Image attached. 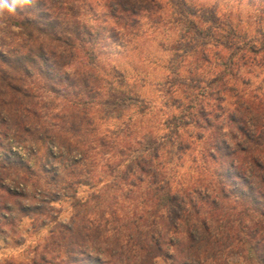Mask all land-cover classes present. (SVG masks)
Masks as SVG:
<instances>
[{
	"label": "trees",
	"instance_id": "obj_1",
	"mask_svg": "<svg viewBox=\"0 0 264 264\" xmlns=\"http://www.w3.org/2000/svg\"><path fill=\"white\" fill-rule=\"evenodd\" d=\"M191 9L36 0L0 18V209L49 218L48 250L63 261L264 264V76L254 87L244 73L264 58H250L257 49L238 42L236 27L214 13L200 24ZM165 26L184 34L165 50L158 106L117 97L108 55L138 50ZM185 34L212 42L190 51ZM126 101L135 115H119L107 136L100 112ZM61 196L67 222L54 211Z\"/></svg>",
	"mask_w": 264,
	"mask_h": 264
},
{
	"label": "rangeland",
	"instance_id": "obj_2",
	"mask_svg": "<svg viewBox=\"0 0 264 264\" xmlns=\"http://www.w3.org/2000/svg\"><path fill=\"white\" fill-rule=\"evenodd\" d=\"M189 3L193 9L189 12L196 13L197 18H199L197 21L200 24H207L209 18L215 15L214 17L218 18L224 29L230 25L237 28L238 42L244 41L243 43L257 49L255 53L250 54V58L253 57L256 61L264 58V52L259 51L264 48V0H189ZM211 14L213 15L211 16ZM207 26L203 27V30ZM167 29H169L168 26L153 32L148 30L144 39L145 43L136 51L108 55L110 68L113 66L116 73L110 74L108 81H112L114 85L120 81L119 89L112 87L113 93L117 97L118 92L136 93L140 99L147 101L149 106H158L160 99L153 85L163 73L162 64L172 56L165 50L171 47L174 40H178V37L184 34L183 32L182 34L179 33L178 30ZM13 30L16 32V29ZM204 35L193 37L186 35V41H183V45L188 44L187 49L190 51L204 44L210 45L212 38ZM182 51L181 47L177 51L178 56L183 55ZM248 70L250 71L248 76L254 82L253 86L257 87L258 82L264 76L262 64L259 62L256 66H251L249 69L245 68L244 73ZM135 74L146 77L144 86L141 85L143 82L137 80ZM115 75L116 79H113ZM126 104L127 101L121 105L108 104L107 108L100 112L101 132L108 130L107 136L112 137L111 130L114 129L113 126L116 124L119 115L124 120L128 116L133 117L135 115V108L126 109ZM15 152L24 160L28 158L27 148L16 149ZM3 184L5 187L10 186L12 190L14 189L9 180H4ZM85 190V188L80 189V193L83 191L84 196ZM0 193L3 194V190L0 189ZM22 202L27 206L30 203L29 197ZM69 203L70 201L62 196L60 200L54 203V211L58 221H68L71 213ZM48 220L50 219L45 217L34 218L30 215H23L17 210H13L10 214L0 209V264H94L93 260L70 263L63 261L57 253H51L49 250H52L53 246L48 243V228L50 227ZM227 258L225 264H244L236 255Z\"/></svg>",
	"mask_w": 264,
	"mask_h": 264
},
{
	"label": "clouds",
	"instance_id": "obj_3",
	"mask_svg": "<svg viewBox=\"0 0 264 264\" xmlns=\"http://www.w3.org/2000/svg\"><path fill=\"white\" fill-rule=\"evenodd\" d=\"M34 3L36 0H0V18L5 17V15H14L17 9L31 6Z\"/></svg>",
	"mask_w": 264,
	"mask_h": 264
}]
</instances>
